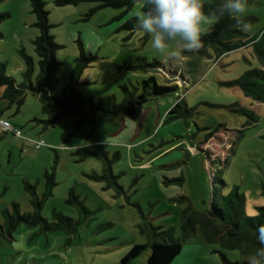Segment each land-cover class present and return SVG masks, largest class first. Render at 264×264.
<instances>
[{"label":"rangeland","instance_id":"374dc122","mask_svg":"<svg viewBox=\"0 0 264 264\" xmlns=\"http://www.w3.org/2000/svg\"><path fill=\"white\" fill-rule=\"evenodd\" d=\"M53 1L45 0L51 34L61 47L57 95L73 84L85 99L119 104L126 99L122 86L139 95V84L150 78L177 89L149 98L137 117L97 115L77 126L78 117L67 115L50 126L52 112L42 111L38 97L26 91L19 106L0 87V120L21 132L16 137L4 132L0 139V264L21 255L35 262L45 255L47 264H123L135 245L145 249L128 264H147L150 238L166 230L182 243L172 264H223L221 254L232 262L245 260L256 250H243L256 242L249 221L264 207V83L256 87L260 101L229 84L248 71H264L255 47L215 58L206 43L212 21L205 20L202 48L172 61L152 49L148 35L118 29L123 21L112 20L121 9L86 17L97 3L57 7ZM138 10L139 3L129 16ZM0 13L10 15L0 24L5 75L17 85L23 82V48L34 60L35 80L39 67L31 41L39 31L30 1L3 0ZM244 17L251 19L244 33L261 34L264 0H248ZM78 37L96 59L76 75ZM170 110L177 115L168 116ZM36 142L43 144L36 148ZM53 167L55 185L46 195L44 175ZM26 185L44 196L43 218L52 221L57 211L72 226L46 238L37 234L38 226L19 225L12 241L2 237L14 205L21 215L34 213ZM71 190L85 210L67 203ZM205 220L211 239L201 224Z\"/></svg>","mask_w":264,"mask_h":264},{"label":"trees","instance_id":"16d2710c","mask_svg":"<svg viewBox=\"0 0 264 264\" xmlns=\"http://www.w3.org/2000/svg\"><path fill=\"white\" fill-rule=\"evenodd\" d=\"M3 0H0V3ZM31 6V13L35 17L34 26L39 31V34L31 41L34 51L37 55V64L39 67V74L34 80V60L28 55L22 48L19 50V54L25 64V71L22 75L23 82L17 85L11 78L5 75V65H0V87H5L4 95L5 97L15 100V102L20 106L24 101L25 92L29 91L32 95L38 97L42 104L43 112H52L51 118L46 121L47 125L54 126L57 124L64 116L75 115L78 117L77 126L86 123L93 122L97 115H103L108 117H115L118 115H126L128 117H137L141 111L142 105L146 103L149 98H155L167 95L177 89L176 86H160L156 83L154 78L144 80L139 84L142 93L135 95L131 93L126 85L122 86L121 89L126 95V99L123 103L110 102V99L105 101L94 102L90 99L83 98L79 92L75 91L73 84H70L67 94L57 95L55 93V87L58 84L57 72L59 70V62L56 59V53L61 48L51 34V29L53 25L49 20V12L46 9L45 0H29ZM54 5L57 7L66 6H76L81 3H97L96 6L92 7L86 17L92 16L95 12L105 8L121 9L122 13L114 18L112 21H123V23L118 28L119 30H127L134 32L135 17L129 16L134 6L138 4V0H54ZM218 0H211L209 2L204 1V12L209 14L216 7ZM10 17L9 14L0 13V24ZM246 22L250 23L251 19L244 17ZM235 20L225 15L223 18L219 19L217 22H212L209 30V34L206 38V43L212 50L215 58H219L222 55L239 49L245 46L255 47L257 53L263 60L264 64V30L261 34L249 37L243 31H240L235 26ZM0 38L2 34L0 32ZM78 47V56L75 59L74 72L78 75L81 70L88 66L96 58L94 55L86 52V48L78 37L76 39ZM155 66H159L158 62L154 63ZM175 73V72H173ZM264 83V71L261 70H251L243 74L240 78L236 79L229 85L238 87L247 97H251L254 100L260 101L261 98L258 95L256 87L261 85L259 83ZM176 106H179L178 104ZM241 112H243L241 110ZM245 113V111H244ZM177 115L173 110L168 112V116ZM251 117V116H249ZM252 119V118H251ZM1 134H7L0 131ZM13 135V133H10ZM14 136V135H13ZM99 156L98 154H95ZM54 170L55 167L47 170L45 172L47 194L51 193L54 187ZM223 183V182H222ZM26 190L30 193L31 204L34 208V213L32 215H21L18 211V206L14 205L15 216L10 220L6 229H3L1 236L8 241H12V230L19 225H24L27 227H39L38 235H44L47 237L48 234L56 233L64 230V225L72 226V220L70 218L61 216L57 211H53V220L48 221L41 216V208L44 201L43 198L39 197L36 193L34 186L26 185ZM67 203L70 205H77L79 208L84 209V207L78 202L77 196L74 194L73 190L69 192V197ZM212 206V205H211ZM214 207V205H213ZM215 209V208H214ZM222 209H215L218 214H222ZM259 213L258 217L250 219V232H255V230L264 223V207L257 208ZM191 215H193L191 213ZM224 218V217H223ZM228 218V217H227ZM224 218V219H227ZM248 219V218H247ZM200 222V221H199ZM201 224L203 228H210V224L205 220ZM207 225V227L205 226ZM194 234L196 231V224L192 228H189ZM204 231V232H205ZM188 233V234H189ZM208 239H211L210 235L212 233L206 231ZM37 235V236H38ZM251 235V233H250ZM252 236V240H254ZM251 239V237H250ZM240 240V239H239ZM238 240V241H239ZM151 241V253L148 258L147 264H172L175 259L182 252V243L176 240L173 236L171 230L156 232L150 238ZM256 240H254L255 242ZM250 242V241H248ZM249 243L248 245H250ZM253 244V245H252ZM250 246L243 248L247 252L248 248H257V242L252 243ZM240 246V245H239ZM145 249L143 245H135L130 250V252L125 255L122 259L123 264H128L131 260L137 258L142 251ZM223 264H247L246 260L242 261H229L224 254H221Z\"/></svg>","mask_w":264,"mask_h":264},{"label":"clouds","instance_id":"9594fccd","mask_svg":"<svg viewBox=\"0 0 264 264\" xmlns=\"http://www.w3.org/2000/svg\"><path fill=\"white\" fill-rule=\"evenodd\" d=\"M138 3L134 30L148 35L152 49L172 61L181 59L184 52L202 48V25L205 20L217 22L227 15L235 20V26L240 31L251 30L244 19L248 0H218L216 7L207 15L204 0H138ZM253 215L258 216L259 213ZM255 232L258 247L244 259L247 264H264V223ZM18 259H23V255Z\"/></svg>","mask_w":264,"mask_h":264},{"label":"crops","instance_id":"0c3cea01","mask_svg":"<svg viewBox=\"0 0 264 264\" xmlns=\"http://www.w3.org/2000/svg\"><path fill=\"white\" fill-rule=\"evenodd\" d=\"M47 238V237H46ZM55 256H57V257H61V254L59 255V254H55ZM19 257H17V256H15L12 260H11V262L9 263V264H47L46 263V256L45 255H40L39 256V258L40 259H37L36 258V260H38L37 262H35V260H33V261H31V260H29V259H27V258H25V257H23V259H18Z\"/></svg>","mask_w":264,"mask_h":264},{"label":"built area","instance_id":"2783aa9c","mask_svg":"<svg viewBox=\"0 0 264 264\" xmlns=\"http://www.w3.org/2000/svg\"><path fill=\"white\" fill-rule=\"evenodd\" d=\"M0 129L3 132H8V133H13V135L19 136L21 134V132L19 130H16L14 128H12V126L9 124V122L5 121V120H0ZM43 144V142H39V143H34V146L36 148H39L41 145Z\"/></svg>","mask_w":264,"mask_h":264}]
</instances>
